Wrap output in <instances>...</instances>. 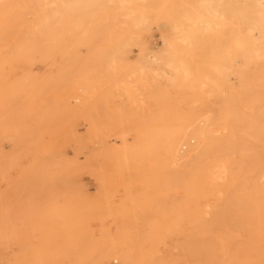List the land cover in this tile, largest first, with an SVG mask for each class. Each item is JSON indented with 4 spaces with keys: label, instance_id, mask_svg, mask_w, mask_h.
Masks as SVG:
<instances>
[{
    "label": "rangeland",
    "instance_id": "rangeland-1",
    "mask_svg": "<svg viewBox=\"0 0 264 264\" xmlns=\"http://www.w3.org/2000/svg\"><path fill=\"white\" fill-rule=\"evenodd\" d=\"M211 1L0 0V264H264V56Z\"/></svg>",
    "mask_w": 264,
    "mask_h": 264
},
{
    "label": "bare ground",
    "instance_id": "bare-ground-1",
    "mask_svg": "<svg viewBox=\"0 0 264 264\" xmlns=\"http://www.w3.org/2000/svg\"><path fill=\"white\" fill-rule=\"evenodd\" d=\"M122 4L125 5V3L128 2V0H119ZM222 1V0H221ZM252 2V5L254 7L252 13L254 12V15L253 17H248V18H245L249 20V22L251 23L247 28H246V33H247V37L242 40L241 37H239V40H238V45H239V48L241 46H246L247 48L245 49L247 51V49H249L248 51H250L251 53L254 54V57H262L264 56V0H242L241 2ZM206 2L208 3L207 7L209 8L206 12V14H208L206 16V18H203L201 19V23L204 24V27L205 30L207 29V31L209 29H212V25L215 23H213L211 20L213 19L214 17V14L215 12L211 9H213L212 7V2L211 0H206ZM247 2V3H248ZM214 3V2H213ZM52 4V3H51ZM56 4V3H55ZM215 5V4H214ZM244 5V3H243ZM69 6V5H68ZM217 6V5H216ZM219 6V5H218ZM244 7V6H243ZM129 8V7H128ZM239 8V6H238ZM240 10V11H239ZM238 11L240 12V14L243 13V10H242V7L240 9H238ZM243 15V14H242ZM133 16V15H131ZM241 16V15H240ZM156 18V17H155ZM212 18V19H211ZM243 19H244V16H243ZM156 20V19H155ZM214 20V19H213ZM244 20V21H245ZM134 21V24H136V28L138 27L139 29H144V26H145V17L143 15H140V16H137L133 19ZM132 21V22H133ZM155 22V21H154ZM158 22V21H157ZM242 22V21H241ZM215 25V24H214ZM218 26V25H217ZM152 28V27H151ZM149 30V29H148ZM147 31V30H145ZM134 32H136L134 30ZM140 32V31H139ZM137 32V33H139ZM149 33H150V30H149ZM140 34V33H139ZM148 34V33H147ZM137 37L143 35H136L133 34ZM152 35V34H151ZM169 34H166L165 36H162V39L163 41L168 44L170 46L171 44V40H170V37L168 36ZM149 36V35H148ZM132 38V36H130ZM146 37V36H145ZM150 37V36H149ZM130 38V39H131ZM134 38V37H133ZM132 38V40H133ZM144 38V37H143ZM147 38V41H148V37ZM135 41V40H134ZM143 42V41H142ZM165 44V45H166ZM167 46V49H164V50H158V49H154L152 47L149 46V43L146 42L145 43V46L146 47L145 49L147 50L148 52V55L150 56V58L152 59L153 63L157 64L159 62V57L162 55L163 57L165 55H168V51L170 52V50H168V47ZM243 50V48H241ZM144 50V49H143ZM244 50V51H245ZM243 51V52H244ZM125 53V52H124ZM127 53V51H126ZM246 53V52H245ZM249 54V53H248ZM126 56V55H125ZM262 59V58H261ZM248 63V62H247ZM173 65V64H172ZM166 66L167 67H172L171 66V63H166ZM174 68V66L172 67ZM142 69V68H141ZM149 69V68H148ZM154 70H156L155 67H153ZM162 71V70H161ZM170 71V70H169ZM163 72V71H162Z\"/></svg>",
    "mask_w": 264,
    "mask_h": 264
}]
</instances>
